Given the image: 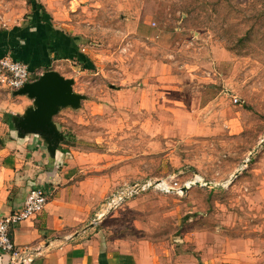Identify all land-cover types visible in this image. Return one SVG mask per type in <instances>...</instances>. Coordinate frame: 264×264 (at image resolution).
<instances>
[{
  "label": "rangeland",
  "instance_id": "obj_1",
  "mask_svg": "<svg viewBox=\"0 0 264 264\" xmlns=\"http://www.w3.org/2000/svg\"><path fill=\"white\" fill-rule=\"evenodd\" d=\"M263 7L0 0V31L40 18L80 40L84 59L56 64L85 98L53 118L65 136L58 148L78 158L80 176L99 183L104 204L123 184L151 182L105 215V237L160 244L181 264L207 246L218 254L242 239L264 244ZM31 103L0 86V146L16 137L10 116ZM197 176L212 185L180 191ZM161 180L167 190L155 186Z\"/></svg>",
  "mask_w": 264,
  "mask_h": 264
},
{
  "label": "crops",
  "instance_id": "obj_2",
  "mask_svg": "<svg viewBox=\"0 0 264 264\" xmlns=\"http://www.w3.org/2000/svg\"><path fill=\"white\" fill-rule=\"evenodd\" d=\"M44 21L37 18L33 28L0 31V57L23 60L32 74L49 67L68 77L63 70L69 68L56 63L79 55L80 40ZM79 163L66 150L58 149L51 158L44 140L34 134L11 137L0 146V215L19 210L33 187L49 193L41 212L11 229L16 248L32 258L26 264H181L160 244L121 236L108 239L100 227L102 220L88 227L104 202L99 183L80 176ZM17 263L0 252V264ZM186 264H264V244L242 239L227 243L218 254L207 246L200 260L193 257Z\"/></svg>",
  "mask_w": 264,
  "mask_h": 264
},
{
  "label": "water",
  "instance_id": "obj_3",
  "mask_svg": "<svg viewBox=\"0 0 264 264\" xmlns=\"http://www.w3.org/2000/svg\"><path fill=\"white\" fill-rule=\"evenodd\" d=\"M74 79L64 77L54 69L45 70L34 80L26 82L22 87L12 91L13 95H24L32 101L23 113L10 116V122L18 138H24L27 135L34 134L39 136L46 143V149L50 157L53 158L62 141L64 134L58 129L53 120L54 116L62 109L70 107L77 109L85 96L76 92L73 88ZM263 140H261L262 142ZM254 149L246 160H249L254 154ZM238 174L235 173L231 180ZM145 183V182H144ZM157 182L155 183V186ZM212 185L210 182L203 183L200 180H194L180 188V191H186L191 185ZM109 211L102 213L88 227L94 226L100 222ZM18 264H24L19 262Z\"/></svg>",
  "mask_w": 264,
  "mask_h": 264
},
{
  "label": "built area",
  "instance_id": "obj_4",
  "mask_svg": "<svg viewBox=\"0 0 264 264\" xmlns=\"http://www.w3.org/2000/svg\"><path fill=\"white\" fill-rule=\"evenodd\" d=\"M39 75L37 74L35 76ZM31 76L32 73L27 63L15 59L11 55H4L0 57V86L14 91L22 87L26 82L35 79V76ZM149 186H151V182L134 183L132 185L123 184L107 197L103 209L98 216L104 212L109 211L110 213L114 209H117L128 198L134 196L140 191L146 190ZM161 189L167 190L163 187ZM48 200L49 193L47 191L38 187H33L30 189L22 207L19 210L5 215H0L1 253L9 254L11 258L17 259L18 263L22 261L26 264L31 261V256L28 254L23 255L22 252L16 248L14 240L11 236V229L20 221L41 212L48 203Z\"/></svg>",
  "mask_w": 264,
  "mask_h": 264
},
{
  "label": "trees",
  "instance_id": "obj_5",
  "mask_svg": "<svg viewBox=\"0 0 264 264\" xmlns=\"http://www.w3.org/2000/svg\"><path fill=\"white\" fill-rule=\"evenodd\" d=\"M264 1V0H263ZM35 11H36V9H35ZM262 15V17H264V7L260 10V13H259V16H261ZM261 17V18H262ZM80 55V57L79 58H82V59H84V55H82V54H79ZM15 59H18V60H21V59H19V58H17V57H14ZM21 61H23V60H21ZM24 62V61H23ZM50 68L49 67H47L46 68V70H49ZM38 76H35L34 78H37ZM10 123V122H9ZM11 124V123H10ZM12 125V124H11ZM63 143H67L66 141L65 142H63ZM59 149V148H58Z\"/></svg>",
  "mask_w": 264,
  "mask_h": 264
},
{
  "label": "bare ground",
  "instance_id": "obj_6",
  "mask_svg": "<svg viewBox=\"0 0 264 264\" xmlns=\"http://www.w3.org/2000/svg\"><path fill=\"white\" fill-rule=\"evenodd\" d=\"M199 179H200V178L197 176L195 180H199ZM156 185H157V187H161V188L163 187V188L168 189L167 184H166L163 180L158 181Z\"/></svg>",
  "mask_w": 264,
  "mask_h": 264
}]
</instances>
